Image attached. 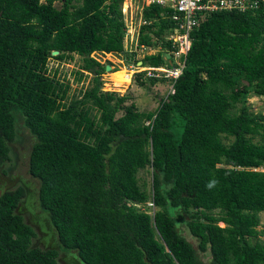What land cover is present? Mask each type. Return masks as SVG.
I'll use <instances>...</instances> for the list:
<instances>
[{"label":"trees","instance_id":"16d2710c","mask_svg":"<svg viewBox=\"0 0 264 264\" xmlns=\"http://www.w3.org/2000/svg\"><path fill=\"white\" fill-rule=\"evenodd\" d=\"M123 1L0 0V167L21 122L34 138L28 171L58 240L57 249L34 245V229L16 212L26 189H6L0 264H57L61 249L75 250L84 264H204L199 253L209 264H264V170L257 169L264 112L248 103L250 95L264 98L263 14H206L189 33L177 79L134 75L141 85L173 84L143 111L126 104L130 95L103 90L107 63L92 53L170 66L166 35L177 23L159 5L144 7L138 42L159 49L134 59L124 45ZM75 55L76 80L92 77L70 95L48 62ZM143 169L149 188L139 183Z\"/></svg>","mask_w":264,"mask_h":264},{"label":"rangeland","instance_id":"374dc122","mask_svg":"<svg viewBox=\"0 0 264 264\" xmlns=\"http://www.w3.org/2000/svg\"><path fill=\"white\" fill-rule=\"evenodd\" d=\"M58 5L57 3V6ZM126 5L127 4H125L124 7L127 9L129 21L133 19L137 24L141 13V2L139 0H134L132 6ZM138 32L139 30H137L136 27L133 26L130 28V32L128 33L129 39L124 43L125 50L134 47L133 44H130V38H135ZM92 56L101 63H107V65L111 66L110 70L101 74L100 79L102 80L103 90H111L119 94L130 95V99L126 104L133 101L139 110H154L159 100L164 96L166 91L169 90V87L164 88L162 85L158 84V86L149 85L147 83L141 85L139 81L134 79V75L137 71H142L141 66L134 63L132 59H126L124 54L94 52ZM171 56L170 54L168 57L170 58ZM80 63L81 61L78 55H75L74 60L69 62H63L53 58L48 62V68L51 72L57 70V76L70 83V95H79L80 90L89 86L91 81V75L81 81L76 80L74 71L78 69ZM114 69L117 70L113 71ZM248 103L254 113L264 112V98L250 95L248 97ZM33 141L34 138L29 130L19 122L15 140L9 143L10 158L0 167V193L6 189L15 188L16 186H24L26 189V196L21 199L16 212L22 215L24 221L34 229V245L42 248L57 249L58 240L55 229L51 225L48 212L42 209L38 202V180L32 177L28 171V158ZM257 169L264 170V167H259ZM138 177L141 185L144 184L146 188L150 187L151 173L147 169L140 170L138 172ZM259 216L260 224L258 229L261 230V226L264 224V211L260 212ZM219 224L222 225V223ZM178 229L197 249V239L190 234L186 225L178 223ZM262 238L263 236L261 235L260 239ZM199 256L204 264H209L208 253H199ZM57 264L84 263L80 261L75 250L68 251L61 249L58 250Z\"/></svg>","mask_w":264,"mask_h":264},{"label":"built area","instance_id":"2783aa9c","mask_svg":"<svg viewBox=\"0 0 264 264\" xmlns=\"http://www.w3.org/2000/svg\"><path fill=\"white\" fill-rule=\"evenodd\" d=\"M133 1L134 0H124L121 4L125 26L124 38L126 42L127 39H129L128 33L131 27L134 26L139 30L141 25L147 24V21L142 17V10L144 7L151 4H156L164 8V14L176 21V27L166 35V39L170 42L172 47V50H170L172 56L168 59L170 66L145 67L143 69L146 70V74L149 76L170 77L173 80L180 76L185 65L184 57L191 46L189 33L200 20L205 18L206 14L218 10H236L239 12L260 11L264 16V0H139L142 5L137 26L133 19V21H129L127 9L124 7L125 4L132 6ZM130 39V44H133L134 47L126 50L128 52H137L134 59L141 58L146 54H153L157 51V48H159V46L139 44L138 34L135 38L131 37ZM173 91V84H170L168 93H172ZM261 230H263L261 235L263 236L262 240H264V224L261 226Z\"/></svg>","mask_w":264,"mask_h":264},{"label":"crops","instance_id":"0c3cea01","mask_svg":"<svg viewBox=\"0 0 264 264\" xmlns=\"http://www.w3.org/2000/svg\"><path fill=\"white\" fill-rule=\"evenodd\" d=\"M159 48H157V50H158ZM139 62V61H138ZM138 62H136L137 63V65L139 64ZM145 67H149V66H144V67H141V70L143 71V69L145 68ZM152 67V66H151ZM142 78V77H141ZM162 85L164 88L165 87H169V82L168 81H165V82H158V83H156V84H154L155 86H158V85ZM167 93H168V90L166 91V93L164 94V96L163 97H165L166 95H167ZM162 96V95H161ZM160 101V100H159Z\"/></svg>","mask_w":264,"mask_h":264},{"label":"water","instance_id":"95a60500","mask_svg":"<svg viewBox=\"0 0 264 264\" xmlns=\"http://www.w3.org/2000/svg\"><path fill=\"white\" fill-rule=\"evenodd\" d=\"M58 53H59V52H58L57 50H53V51H52V55H57ZM138 63H139V65H141L142 61H139ZM110 68H111L110 65H106V66H105V71L110 70Z\"/></svg>","mask_w":264,"mask_h":264},{"label":"clouds","instance_id":"9594fccd","mask_svg":"<svg viewBox=\"0 0 264 264\" xmlns=\"http://www.w3.org/2000/svg\"><path fill=\"white\" fill-rule=\"evenodd\" d=\"M140 61V60H139ZM138 72V71H137ZM211 187V185H209Z\"/></svg>","mask_w":264,"mask_h":264}]
</instances>
